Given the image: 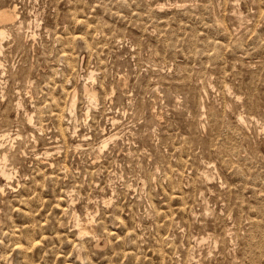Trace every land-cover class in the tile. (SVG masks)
I'll return each mask as SVG.
<instances>
[{
  "label": "rangeland",
  "instance_id": "rangeland-1",
  "mask_svg": "<svg viewBox=\"0 0 264 264\" xmlns=\"http://www.w3.org/2000/svg\"><path fill=\"white\" fill-rule=\"evenodd\" d=\"M0 6V264H264V0Z\"/></svg>",
  "mask_w": 264,
  "mask_h": 264
},
{
  "label": "bare ground",
  "instance_id": "bare-ground-1",
  "mask_svg": "<svg viewBox=\"0 0 264 264\" xmlns=\"http://www.w3.org/2000/svg\"><path fill=\"white\" fill-rule=\"evenodd\" d=\"M17 16L16 10L14 9V6L12 8L9 7H1L0 6V43L2 41V39L5 37L6 33L8 32V27L7 25L14 22L15 18ZM18 17V16H17ZM2 44V43H1ZM0 44V48L2 47ZM1 52V51H0ZM84 90L86 92V94L88 95L90 102H95V100L97 99V92L94 90V88L92 87H88V85H84ZM76 92V91H75ZM75 96L76 94L73 93V95L71 96V102L70 105L73 106L75 103ZM74 108V107H73ZM25 110V109H24ZM73 110V109H72ZM11 130V129H10ZM7 131V129H6ZM2 132V131H0ZM4 132V131H3ZM11 134L9 132H4L1 133L0 136L6 137V136H10ZM4 153V152H3ZM5 155V154H4ZM12 166V165H11ZM14 168V167H13ZM12 169V168H11ZM12 171H9L7 168H5L4 166L0 165V174L3 176V178L7 179V181H9L11 178L10 176ZM263 195V194H262ZM63 198V197H62ZM61 199V198H60ZM64 199V198H63ZM60 203V202H59ZM79 224V223H78ZM83 224V223H82ZM79 233H82L83 230L82 229H86L87 227L85 226H81V224H79Z\"/></svg>",
  "mask_w": 264,
  "mask_h": 264
}]
</instances>
